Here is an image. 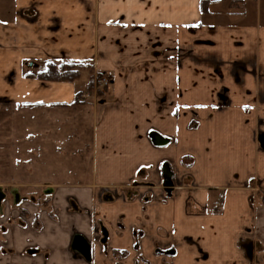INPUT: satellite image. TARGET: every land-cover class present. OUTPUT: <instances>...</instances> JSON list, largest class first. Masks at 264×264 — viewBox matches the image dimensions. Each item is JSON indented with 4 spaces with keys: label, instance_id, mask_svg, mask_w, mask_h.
Wrapping results in <instances>:
<instances>
[{
    "label": "crops",
    "instance_id": "crops-1",
    "mask_svg": "<svg viewBox=\"0 0 264 264\" xmlns=\"http://www.w3.org/2000/svg\"><path fill=\"white\" fill-rule=\"evenodd\" d=\"M201 2L0 0L7 113L58 116L85 94L88 75L37 79L48 65L110 81L86 182L56 164L38 185H0V264H264V0ZM61 116L27 135L45 157H64Z\"/></svg>",
    "mask_w": 264,
    "mask_h": 264
},
{
    "label": "rangeland",
    "instance_id": "rangeland-1",
    "mask_svg": "<svg viewBox=\"0 0 264 264\" xmlns=\"http://www.w3.org/2000/svg\"><path fill=\"white\" fill-rule=\"evenodd\" d=\"M90 71L93 79L91 90L85 88V94H82L84 96L80 97V104L57 107L63 111L58 112V116L55 113L51 115L49 112H47L48 115L41 116L39 110H25L21 106L9 108L7 113V108L0 107V185L10 188L26 180H31L33 185H38L43 167L52 166L54 169L56 164L58 170L61 169L64 172V182L88 180L91 169V132L94 119H97L99 113L94 107L100 105L96 96L99 91L107 88L106 86L100 90L104 76H99L100 74L95 73L91 67L82 72L79 81L86 83V76L88 75L89 78ZM60 116L64 122V129L60 131L64 132V147L60 148L63 149L64 157H45L44 152H41V140L39 138L27 140V135L30 133L33 136L38 135L41 133V121L48 119L49 122H55L60 120ZM66 138H72L68 144H65ZM47 148L48 153L54 152V148L53 150L51 147ZM28 173L31 179L24 180Z\"/></svg>",
    "mask_w": 264,
    "mask_h": 264
},
{
    "label": "trees",
    "instance_id": "trees-1",
    "mask_svg": "<svg viewBox=\"0 0 264 264\" xmlns=\"http://www.w3.org/2000/svg\"><path fill=\"white\" fill-rule=\"evenodd\" d=\"M209 4V0H202L201 9L204 13ZM86 63H61L59 65H48L45 69L40 71L36 78L42 81L59 82V83H73L80 79L81 74L86 69L90 68ZM87 90H91L93 85V79L91 71L89 72ZM101 76V75H99ZM82 93L78 92L75 96V100L71 105L80 104V97ZM54 107H66L67 104L53 105Z\"/></svg>",
    "mask_w": 264,
    "mask_h": 264
},
{
    "label": "water",
    "instance_id": "water-1",
    "mask_svg": "<svg viewBox=\"0 0 264 264\" xmlns=\"http://www.w3.org/2000/svg\"><path fill=\"white\" fill-rule=\"evenodd\" d=\"M150 137H151L153 144H155L157 146H161V145H164L167 143L166 140L162 139L159 135H157L155 133H152ZM162 175H163L162 186L165 189L166 193L170 194L171 187H172V181H171L172 174H171L167 165L163 166Z\"/></svg>",
    "mask_w": 264,
    "mask_h": 264
},
{
    "label": "built area",
    "instance_id": "built-area-1",
    "mask_svg": "<svg viewBox=\"0 0 264 264\" xmlns=\"http://www.w3.org/2000/svg\"><path fill=\"white\" fill-rule=\"evenodd\" d=\"M108 83H109V80H107V79H102L101 80V89L100 90H103L107 85H108ZM107 191L106 190H103L102 191V193L101 194H104V193H106ZM102 196V195H101ZM222 207H223V203H222V201H219L218 203H217V205L214 207V209H213V211L215 212V213H218V212H220L221 211V209H222Z\"/></svg>",
    "mask_w": 264,
    "mask_h": 264
}]
</instances>
